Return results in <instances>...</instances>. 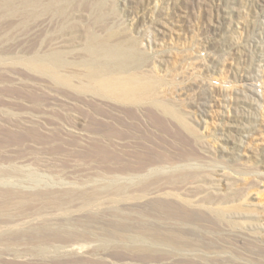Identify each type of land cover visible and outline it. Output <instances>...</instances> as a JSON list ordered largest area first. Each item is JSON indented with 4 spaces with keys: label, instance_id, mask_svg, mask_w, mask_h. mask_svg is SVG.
I'll list each match as a JSON object with an SVG mask.
<instances>
[{
    "label": "rangeland",
    "instance_id": "obj_1",
    "mask_svg": "<svg viewBox=\"0 0 264 264\" xmlns=\"http://www.w3.org/2000/svg\"><path fill=\"white\" fill-rule=\"evenodd\" d=\"M108 76L193 135L100 93ZM112 155L192 179L147 188ZM0 264H264V0H0Z\"/></svg>",
    "mask_w": 264,
    "mask_h": 264
},
{
    "label": "bare ground",
    "instance_id": "obj_2",
    "mask_svg": "<svg viewBox=\"0 0 264 264\" xmlns=\"http://www.w3.org/2000/svg\"><path fill=\"white\" fill-rule=\"evenodd\" d=\"M1 2H2L1 7H10L11 9L13 8L12 5L7 4V3H11L10 1L9 2L1 1ZM29 65L33 69L39 72L48 73L57 84H63V85L69 84L67 78L58 75L50 63L32 61V62H29ZM87 72H88L87 75L89 77H96L99 75L98 71L92 68H90ZM96 85L97 84L95 83V88H96ZM97 87L100 90V93L103 92L104 95L106 94L111 99H117V100L126 101V102L127 101L140 102L142 100H145L147 101V103L150 105V107L153 110L159 111L164 116V118L168 119V120L164 119L165 123H167L170 126H173V124H177L184 132H186L187 134L193 135V129L189 126L187 122H185V120L179 114L175 112L174 109H172L166 104L155 101L154 98H151L150 96H147L148 90H149V84L144 79L139 78L137 76L121 78V79L120 78L117 79L113 77L109 78V76L108 78L101 77L99 78ZM137 159L138 160L136 161V163H130V162H124V161L118 162L120 160H118L115 155H112V158H111L112 166L109 165L111 167V172L114 173L118 171L123 174L130 175V177L132 176L133 178H138L140 175H142L143 172L148 171L150 172V175H149V179L146 180L147 188L150 186L156 185V184L158 185L172 184L175 180V177H178L182 179L183 181H188L192 179V176H190L189 174H184V173L178 174L177 176L175 174L174 175L170 174L166 176H159L158 174H156L157 172L154 170L155 167L160 166L162 168L163 167L168 168V166L172 164V159L168 156L146 159L144 156L140 155L138 156ZM113 192L117 195H120L119 197H122V199H125L126 201H141L146 197V195H143L141 191H137V193H133L132 190H130V188L126 187V185L122 187H116L113 190ZM168 195H170V193ZM170 196H172V194ZM159 210L164 211L165 209H159ZM165 211L166 213L164 215V218L162 217L163 219H166V220L177 219L178 221H186L187 219V216L184 215L183 213H180L182 214L181 217L175 218L174 217L175 214H173L172 216V213H170L168 210H165ZM142 225L140 224V226ZM144 227H142L141 229V231L142 232L144 231V233L146 232L148 234H153V232L155 231L154 229L147 228V227L144 228ZM62 242L68 246H73V245H79L83 243L84 239L83 237L76 235V236H69V237L63 238Z\"/></svg>",
    "mask_w": 264,
    "mask_h": 264
}]
</instances>
